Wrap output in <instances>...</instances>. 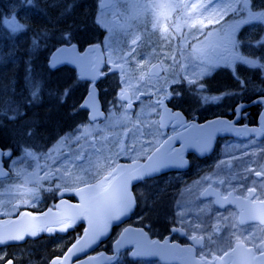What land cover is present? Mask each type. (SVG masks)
I'll use <instances>...</instances> for the list:
<instances>
[{
    "label": "flooded vegetation",
    "instance_id": "1",
    "mask_svg": "<svg viewBox=\"0 0 264 264\" xmlns=\"http://www.w3.org/2000/svg\"><path fill=\"white\" fill-rule=\"evenodd\" d=\"M10 1L17 11L9 21L31 26L17 31L26 41L13 51L27 56L31 78L23 98L7 104L19 105L23 115L11 119L6 136L0 115L2 264H77L110 254L128 225L161 228L151 237L183 246L203 263L230 253L228 260L254 264L264 253V176H255L264 172V0H225L238 11L219 24H208L219 18L212 9H190L209 0ZM68 4L74 7L62 15ZM41 30L46 39L33 48ZM66 32L70 42L62 37ZM61 49L71 66L51 69L50 56ZM36 62L46 71L39 83ZM33 80L40 98L27 105L22 100ZM48 100L66 120L54 131L35 132L32 110ZM24 119L30 122L19 128ZM26 128L33 135H24ZM150 160L165 161L171 170L133 185L136 206L124 223L112 225L92 251H73L94 195L116 168ZM93 162L108 168L98 175ZM145 194L151 200L143 202ZM17 236L23 239H9Z\"/></svg>",
    "mask_w": 264,
    "mask_h": 264
},
{
    "label": "water",
    "instance_id": "2",
    "mask_svg": "<svg viewBox=\"0 0 264 264\" xmlns=\"http://www.w3.org/2000/svg\"><path fill=\"white\" fill-rule=\"evenodd\" d=\"M66 52L60 51L51 56L56 65L65 62ZM153 153L151 159L155 157ZM166 165L158 164L152 160L142 164H131L117 167L115 177L109 184L101 189L94 196V210L91 213L93 220L88 222L82 238L74 245L77 254H85L91 246L96 245L103 235L106 234L111 224L122 222L133 208V198L130 192V186L136 181L151 176L165 169ZM155 169L147 172L146 170ZM142 177V178H137ZM126 191L127 206L125 207L121 200ZM132 248L131 258L134 260H159L162 264H204L193 259V255L187 248L179 247L176 244L169 243L167 240H151L141 228L126 227L121 231L113 244L114 255H105L103 253L87 258L77 264H110L114 261L119 251L125 248ZM212 262H207L211 264ZM216 264H225L217 260ZM231 264H241L234 261ZM254 264H264V254L259 256Z\"/></svg>",
    "mask_w": 264,
    "mask_h": 264
},
{
    "label": "rangeland",
    "instance_id": "3",
    "mask_svg": "<svg viewBox=\"0 0 264 264\" xmlns=\"http://www.w3.org/2000/svg\"><path fill=\"white\" fill-rule=\"evenodd\" d=\"M16 11L17 8L14 1L6 0L4 7H1L0 5V108L3 107L4 109H7V97H11L12 99H18L19 97L23 98L21 89L26 87V85L28 84V80L31 78V65L27 61V56L25 55V57L22 58L23 56L17 55L13 52L14 50H16V48H19V43H23L26 41V37H24V35L22 34L18 35L17 32H13L8 24L2 22L3 20L9 21L11 17L15 15ZM36 26H42V21L40 19H36ZM40 64L41 62H36L37 73L35 74V78L37 80V83H39V81H43L46 78V71L44 74L43 72L45 69H43ZM11 85L15 86L14 96L11 92L6 90V86ZM24 98L25 99L22 101H25L27 99V96H25ZM35 107L36 109L34 110L30 109L35 112L33 115L35 123L32 124L35 127V132L36 130L40 132L43 130L54 131L53 128L55 126L66 120L64 117L65 115L60 111L61 109H57L55 103L51 100H48L47 103L44 104H35ZM30 113L31 112L29 111V114ZM2 120L4 121V124L1 129H3L4 136H6L5 133L9 131V128L12 126L10 123L11 119H6L5 117H3ZM26 120L28 121V123L30 122L29 119H24L23 121L18 123V127H22V125L27 122ZM16 132L17 130L13 129L11 136L15 137ZM90 168L97 171L98 175H101L108 168V166L93 162L90 164ZM144 197L145 198H142L143 202H146V200H151L149 195L145 194ZM169 201V199H164L165 207H167ZM151 206L156 207L155 204ZM163 210L164 208H162L161 211ZM152 216L154 218L158 217L157 215H155V213H152ZM150 231L154 232V234H159L162 232L161 228L159 227H152ZM124 255L127 256V253H124ZM122 259H124V256L121 258V260ZM133 264L159 263L153 261H138L133 262Z\"/></svg>",
    "mask_w": 264,
    "mask_h": 264
},
{
    "label": "snow or ice",
    "instance_id": "4",
    "mask_svg": "<svg viewBox=\"0 0 264 264\" xmlns=\"http://www.w3.org/2000/svg\"><path fill=\"white\" fill-rule=\"evenodd\" d=\"M27 3L28 4H32V0H27ZM214 5H221V7L215 8V7H213ZM51 6L52 7H57V5H55V4H53ZM73 7H74V5H71V4L65 5V11L62 13V15L70 13L71 9ZM152 7H159V5H153ZM175 7L177 9H184V8H189V5H187V4H177V5H175ZM190 9L193 10V11H195L197 9H201V10H203V12H208L209 9H212L213 12L217 13L219 18L215 19V20L209 19L208 20V24H219L220 21L223 20L224 16L228 15V13L230 11L233 12V13L238 11V9L233 7L232 3L225 4V0H209V2L207 4H203V3L196 4V3H193V4L190 5ZM2 22L5 23V24H8L13 32H17V31H19L21 29L30 28L31 27L30 25L18 23L15 19H13L11 21L3 20ZM200 23L202 24L203 22L201 21ZM203 26L207 27V25H203ZM155 27H156V25L153 24V28H155ZM44 31H46V30H41L32 39L31 44H32L33 48H38L39 42L42 39H46V36H44ZM209 35H211V33H209ZM62 37L64 39H66L68 42L71 41V33L70 32L63 33ZM136 42H137L136 40H133L132 44L135 45ZM189 83L195 85L197 82L196 81H189ZM238 83H240L241 88H245L246 87V82L245 81L238 80ZM6 90L11 92L13 94V96L15 95V86L14 85L6 86ZM200 90H206V86L203 85L202 82L200 83ZM66 95H67V92H65V96ZM39 98H40V89H39L38 84H36L35 80H33L32 81V87L29 89V97H28V99H26L24 101V103L27 104V105H31L32 103L37 102L39 100ZM121 99H124V98L121 97ZM212 99H216V97H212ZM259 102L260 103H264V100L259 101ZM6 103L9 104V105H13L12 98L11 97H7L6 98ZM157 103L159 104V101ZM84 106H86V104ZM129 107H130V105H129ZM8 111H12L14 114L11 115V116L8 115ZM0 115H4L6 119H16L18 116L23 115V112L20 110L19 105H14L13 107H10L8 109H0ZM33 132H34V129H31V128H26V129L23 130V134L27 135L29 137L31 135H33ZM0 155H3V153H0ZM8 156L10 157L11 153H8ZM76 159H79V157H76ZM71 162L74 163L75 161H71ZM146 171L147 172H152V171H155V169H149V170H146ZM255 176L256 177H262V176H264V172L256 171L255 172ZM137 178H142V177H137ZM45 179H47V177H45ZM121 202H122V204L125 207L127 206L128 201H127V198H126V191L124 192V195L122 196ZM249 218L255 219L256 217L250 216ZM221 219L224 220V221H227L229 218L222 217ZM239 223L242 224V223H244V221L240 220ZM261 223H264V220H261ZM196 227L198 229L200 228L199 225H197ZM231 227L235 229V228H237V224L236 223H232ZM219 228H220V225L218 223L217 225L214 226V231L218 232ZM49 231H51V229H49ZM32 235L34 236V235H36V233H32ZM9 239H11V240H22L23 237L17 236V237H10ZM207 239H208L209 243H212L211 235H209L207 237ZM2 243H4V242L0 241V244H2ZM225 255H227V253H225ZM0 264H2V258H0ZM7 264H13V261L9 260L7 262ZM53 264H58V262L53 261Z\"/></svg>",
    "mask_w": 264,
    "mask_h": 264
},
{
    "label": "bare ground",
    "instance_id": "5",
    "mask_svg": "<svg viewBox=\"0 0 264 264\" xmlns=\"http://www.w3.org/2000/svg\"><path fill=\"white\" fill-rule=\"evenodd\" d=\"M5 49V48H4Z\"/></svg>",
    "mask_w": 264,
    "mask_h": 264
}]
</instances>
